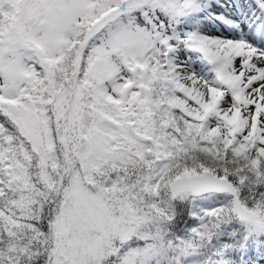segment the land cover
<instances>
[{
    "label": "snow or ice",
    "instance_id": "6c2138e0",
    "mask_svg": "<svg viewBox=\"0 0 264 264\" xmlns=\"http://www.w3.org/2000/svg\"><path fill=\"white\" fill-rule=\"evenodd\" d=\"M0 264H264V0H0Z\"/></svg>",
    "mask_w": 264,
    "mask_h": 264
}]
</instances>
